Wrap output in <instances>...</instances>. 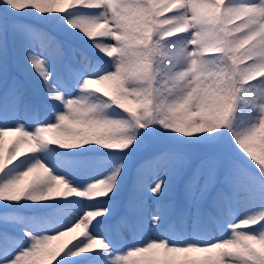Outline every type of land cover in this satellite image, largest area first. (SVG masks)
<instances>
[{
  "label": "snow or ice",
  "instance_id": "snow-or-ice-1",
  "mask_svg": "<svg viewBox=\"0 0 264 264\" xmlns=\"http://www.w3.org/2000/svg\"><path fill=\"white\" fill-rule=\"evenodd\" d=\"M0 264H264V0H0Z\"/></svg>",
  "mask_w": 264,
  "mask_h": 264
}]
</instances>
